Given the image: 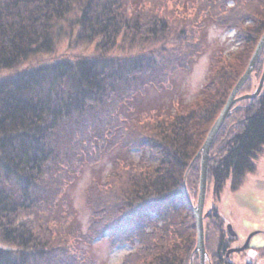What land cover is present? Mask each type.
Wrapping results in <instances>:
<instances>
[{
    "label": "trees",
    "instance_id": "trees-1",
    "mask_svg": "<svg viewBox=\"0 0 264 264\" xmlns=\"http://www.w3.org/2000/svg\"><path fill=\"white\" fill-rule=\"evenodd\" d=\"M201 2L206 8L195 14L211 12L216 25L234 30L241 48L213 58L200 97L180 113L136 119L121 113L123 103L148 84H162L176 63L163 51L164 60L145 50L115 52L146 32L166 42L173 29L169 16L156 11L154 23L142 24L130 0H0V70L54 53L55 39L66 29L78 44L95 46L85 56L42 61L0 79V264H63L62 257H51L55 244L48 230L56 229L54 207L64 184L86 161L82 145L91 130L102 133L97 139L103 147L111 141L148 154L115 162L91 189L96 237L87 233L85 242L104 234L113 245L137 240L139 248L122 264H189L197 231L188 185L197 189L203 143L264 34V0H215L218 7ZM256 66L243 89L260 77L263 57ZM114 99L121 102L118 110ZM231 111L210 152L207 187L212 184L218 197L227 183L237 191L264 153V89ZM210 217L223 221L218 212ZM220 237L211 263L233 264L226 259L225 234ZM72 261L67 264H81Z\"/></svg>",
    "mask_w": 264,
    "mask_h": 264
},
{
    "label": "rangeland",
    "instance_id": "rangeland-1",
    "mask_svg": "<svg viewBox=\"0 0 264 264\" xmlns=\"http://www.w3.org/2000/svg\"><path fill=\"white\" fill-rule=\"evenodd\" d=\"M130 2L132 6L139 8L140 14H142V24L154 23L156 19L152 16L156 14V11H160L161 16L171 18L170 23L173 29L167 35L166 42L160 43L158 37L153 38L146 32L142 34L136 44L132 46L130 41L125 42L115 53L123 56L134 53L142 54L145 50L155 59L164 60L162 59L163 51L169 56V63H176V68L167 69L164 82L162 81L161 85L157 84L159 82L148 84L142 90L135 91L133 98L127 101L124 99L127 103H123L125 105L121 107V113L136 119L139 117L154 118L163 112L180 113L200 97L201 89L213 69V58L215 56L228 57L231 52L241 48L235 41V32L216 25L214 18L211 17L212 13L209 11L210 16L203 13V10L199 15H196L195 12L204 6L201 0H130ZM211 3H213L212 6H215V0H211ZM216 5L218 7L219 3ZM194 14L196 18L193 17ZM205 16H208V19ZM202 18L204 19L202 20ZM70 20L74 21L72 17ZM66 31L65 34L58 35L55 39L57 45L54 53L45 56L43 54L32 56L26 62L18 65L17 69L0 70V79L15 75L18 73L17 70L21 71L42 61L57 60L69 56L79 58L94 52V44H78L75 42V36L72 38L70 35L69 29ZM189 42L191 43L189 44ZM161 47H167L169 50L164 51L165 49ZM262 57L264 58V51ZM184 59L185 65L183 66L181 62H184ZM263 73L264 69L260 77L255 75L238 96L253 94L260 84ZM115 99L112 102L118 101ZM118 103L116 102L113 110L115 108L118 110V107L121 106V102ZM91 131L92 138H85L82 145L84 149L82 153L87 152V155L84 156L86 161L81 163L74 178L64 184L62 192L58 196V205L54 207L55 215H59V220L55 222L56 229L48 230L52 233L51 242L55 244V250L51 257H55L53 259L55 261L62 257L63 264L73 263L74 259L76 262L79 260L81 264H122L128 254L139 248L140 244L137 240L113 245V237L104 234L92 242H85L84 238L87 236L84 235L87 233L96 237L94 230L91 232L93 218L91 202L95 200L91 189L98 181L106 180L115 162H137L140 157L147 155L148 151L124 149L119 145H111V141L103 147L104 144L100 141L102 133ZM78 154L80 155L81 151ZM256 163V171L247 174L248 176L237 191L232 190L230 184L227 183L226 188L218 197L214 194L212 184L209 185L204 206L205 213H209L204 219L206 252H208L206 264H212L211 256L218 254L219 239L223 233L225 234L226 248L224 250L227 251V260L233 264H264V246L252 250L249 244L246 248L249 251L244 249L241 250L243 253L239 254V252L233 251L239 248H235L236 244H232V241L229 240V237L234 235L228 229L230 225L233 233L238 236V239L240 237L241 240H246L245 243L252 233L255 235L251 238L250 243L261 245L264 241V153L259 156ZM199 184L197 189L188 185V196L193 205L197 204L199 199ZM217 212L223 219L222 223L210 217ZM46 213L51 216L49 211L45 212V216ZM48 221L54 224L53 220ZM51 223L48 225L51 226ZM195 249L189 264H201L200 252H195ZM196 255L198 259L195 258Z\"/></svg>",
    "mask_w": 264,
    "mask_h": 264
},
{
    "label": "water",
    "instance_id": "water-1",
    "mask_svg": "<svg viewBox=\"0 0 264 264\" xmlns=\"http://www.w3.org/2000/svg\"><path fill=\"white\" fill-rule=\"evenodd\" d=\"M264 51V34L263 37L260 39V41L257 44V47L255 51L253 52V57L251 58L247 69L243 73V75L240 77L241 79L236 83V85L233 87V91L230 94L229 98L227 99V103L223 107L222 113L219 115V117L215 120V123L213 124V127L209 131V135L207 136L206 140L204 141V145L201 149V172H200V184H199V196H198V202L197 204H192V209H194V217L196 220V231H198L197 234V246L195 249V252H200V263L206 264V259L208 257V252H206V241H205V231H204V223L205 218L209 213H205V202H206V195L208 191V173H209V162H210V152L213 147V142L218 132L221 130L223 125L226 123V120L231 116L233 106L240 101H244V99H255L258 97L263 90L264 85V73L262 75V79L260 81V84L257 87V90L253 94H245L244 96H238L239 93L243 90V87L246 85V83L251 79V76L256 69V65L259 62L260 58L262 57V53ZM228 229L231 230V234L235 235L231 229V226H228ZM255 235V233L250 234L249 238L247 239V243L244 247L239 249H234L233 251L240 252L241 250L246 249L249 244L251 238ZM232 251V250H231ZM230 253V252H229Z\"/></svg>",
    "mask_w": 264,
    "mask_h": 264
},
{
    "label": "flooded vegetation",
    "instance_id": "flooded-vegetation-1",
    "mask_svg": "<svg viewBox=\"0 0 264 264\" xmlns=\"http://www.w3.org/2000/svg\"><path fill=\"white\" fill-rule=\"evenodd\" d=\"M229 240H231L232 242V244H236V246H234L235 248H241L242 246H244L246 243V240H241V238L239 237V239H238V236L237 235H234V236H231V237H229ZM230 244V243H229ZM264 246V241L262 242V244L261 245H256V244H253L252 242L250 243V247L252 248V250H254V249H257V248H261V247H263ZM247 251H249L248 249H246ZM246 251V252H247ZM240 253H243V251H240L239 252V254ZM227 257V256H226ZM228 258V257H227Z\"/></svg>",
    "mask_w": 264,
    "mask_h": 264
}]
</instances>
